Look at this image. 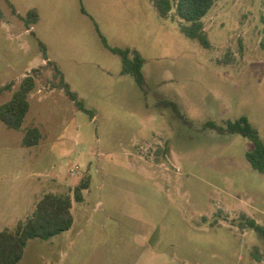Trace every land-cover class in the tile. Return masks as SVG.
I'll return each instance as SVG.
<instances>
[{"label": "rangeland", "instance_id": "rangeland-1", "mask_svg": "<svg viewBox=\"0 0 264 264\" xmlns=\"http://www.w3.org/2000/svg\"><path fill=\"white\" fill-rule=\"evenodd\" d=\"M0 8V106L40 70L21 129L0 121V232L14 231L46 193L69 195L74 217L69 231L29 240L19 264H258L252 250L264 246L243 219L264 226V173L247 159L255 144L206 124L246 117L264 142V0L216 2L203 19L210 49L151 0ZM31 9L40 20L28 26L21 16ZM104 41L142 55L146 94ZM44 54L93 119L52 88L59 78ZM31 128L41 139L24 147Z\"/></svg>", "mask_w": 264, "mask_h": 264}, {"label": "trees", "instance_id": "trees-1", "mask_svg": "<svg viewBox=\"0 0 264 264\" xmlns=\"http://www.w3.org/2000/svg\"><path fill=\"white\" fill-rule=\"evenodd\" d=\"M151 1L160 17H172L179 20L180 30L187 38L198 41L205 48L210 49L212 47L208 35L205 32L203 19L216 2L220 0ZM1 19L2 10L0 8V20ZM21 19L28 26H32L40 20V14L38 10L31 9L25 16H21ZM262 23L264 25V15L262 17ZM104 44L112 53L121 58V73L131 76L146 94L147 83L142 71L145 59L142 55L131 48L111 47L106 44L105 41ZM261 47L264 49V28ZM44 56L48 65L53 63L48 60L46 54H44ZM51 65L54 67L55 77L59 78V82L53 84L52 88L63 90L78 110L89 114L93 119L95 117V112L87 108L85 102L71 89L70 85L65 81L64 74L59 67L55 63ZM38 72H40V70H34V74L26 76L21 82L18 90L13 94L12 99L0 106V121L8 128L14 130L21 129L30 109L28 97L36 87V73ZM2 91L3 90H0V95ZM159 104L166 108H171L177 117L181 119L184 118L178 104L175 102L161 100ZM206 127L214 129L222 134H240L253 141L255 148L252 152L247 153V159L253 169L264 173V142L246 117H241L234 122L228 121L226 126L208 123ZM40 139V130L38 128H31L26 132L22 144L24 147H34L39 144ZM88 188V180L80 183L74 190L76 201H83L81 193ZM71 209L72 199L69 195H59L55 193L45 194L37 203L32 215L25 221H19L14 231L7 229L0 232V264H19L24 256L27 242L31 239L49 240L69 231L74 224V217ZM243 219L246 223L245 226L255 231L264 246V226L257 224L253 219L246 216H244ZM252 259L258 264H264V251L259 245L253 247Z\"/></svg>", "mask_w": 264, "mask_h": 264}, {"label": "crops", "instance_id": "crops-1", "mask_svg": "<svg viewBox=\"0 0 264 264\" xmlns=\"http://www.w3.org/2000/svg\"><path fill=\"white\" fill-rule=\"evenodd\" d=\"M47 194V193H46ZM42 197H43V195H41V197H39V199H38V202L42 199ZM33 206V205H32ZM34 210H33V208H32V212H33ZM31 212V213H32Z\"/></svg>", "mask_w": 264, "mask_h": 264}]
</instances>
